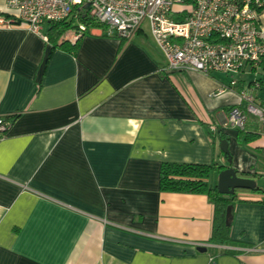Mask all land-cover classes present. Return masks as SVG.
<instances>
[{
    "label": "crops",
    "instance_id": "0c3cea01",
    "mask_svg": "<svg viewBox=\"0 0 264 264\" xmlns=\"http://www.w3.org/2000/svg\"><path fill=\"white\" fill-rule=\"evenodd\" d=\"M48 24L40 35L0 27V116L12 119L0 138V264H264V194L238 192L231 242L218 245L207 196L159 185L163 162L228 165L211 124L228 136L230 166L257 173L252 153L235 160L225 122L245 85L166 71L147 21L130 40L89 27L74 51L48 40Z\"/></svg>",
    "mask_w": 264,
    "mask_h": 264
},
{
    "label": "built area",
    "instance_id": "2783aa9c",
    "mask_svg": "<svg viewBox=\"0 0 264 264\" xmlns=\"http://www.w3.org/2000/svg\"><path fill=\"white\" fill-rule=\"evenodd\" d=\"M5 6L12 13L0 14V27L24 24L38 35L43 24L76 19L81 8L91 21L114 30L124 40H130L147 21L166 59V71L234 74L258 69L260 76L250 87L253 91L264 88V70L260 68L264 59V0H6ZM77 25L78 34L86 30L85 24L77 21ZM236 85L232 78L230 87ZM222 92L220 89L213 95ZM237 97L238 103L225 115L226 124L244 130L246 112H250L264 128V99L244 89ZM11 124L10 117L0 116V138ZM209 128L212 134L218 130L214 124ZM208 264H214L213 257Z\"/></svg>",
    "mask_w": 264,
    "mask_h": 264
},
{
    "label": "trees",
    "instance_id": "16d2710c",
    "mask_svg": "<svg viewBox=\"0 0 264 264\" xmlns=\"http://www.w3.org/2000/svg\"><path fill=\"white\" fill-rule=\"evenodd\" d=\"M191 1L192 0H184L186 3H190ZM75 15L76 19L71 18L67 22H49L47 36L48 40L52 42L54 46L74 51L82 33L89 27L100 26L87 17L86 11L83 8L80 10L77 9ZM76 20L86 26V30L81 34L77 32L78 25ZM69 30L76 32L78 35L77 40L74 43L68 41L60 42V38ZM260 68L264 70V59H262L260 63ZM215 136L218 137V141L221 139L228 140L227 134L220 130H217L214 134V138ZM254 136L256 135L250 132H246L244 135L240 134V136L238 134L240 140H245L247 142L253 140ZM228 155L229 154L224 155L226 160ZM225 167L226 165L215 162L211 164L163 162L159 175V185L162 191L199 193L207 196L209 202L213 205L212 228L208 241L218 245H226L231 242L230 211L234 203L238 199H242L238 197V192L244 191L242 189H237L233 194H221L217 191L216 182H210L209 177L212 174L217 175V173ZM237 173L240 176H246L245 173ZM247 191L264 194V189L257 185L253 189ZM222 252L223 251H221V253Z\"/></svg>",
    "mask_w": 264,
    "mask_h": 264
},
{
    "label": "rangeland",
    "instance_id": "374dc122",
    "mask_svg": "<svg viewBox=\"0 0 264 264\" xmlns=\"http://www.w3.org/2000/svg\"><path fill=\"white\" fill-rule=\"evenodd\" d=\"M259 70L256 69L255 71H252L251 73H234V74H229V75H224V74H220V73H216L223 82H229V78H234L236 80H239V83L237 85V87H240V84L245 85L244 90L248 91L246 85L249 81L257 78L260 76L259 74ZM236 87V88H237ZM260 92L261 96H264V88H262L261 90H258ZM257 90L254 91L255 93L258 92ZM252 130L255 131V141H253L254 143H250L247 142L245 140H240L239 138L236 140V147L238 149V154L234 153V157L235 160H240L239 158L243 159L244 157H246L244 155V153H252L253 155H255L257 158V164L255 165L256 167V172L255 174H250V176L252 177V179L256 182V185L262 189H264V149H259V148H255L254 145H260V146H264V133H262V131H264V128H262V124L259 121V118L254 115L251 114L250 112H246V125L244 130H235L237 131L236 133L239 134H245L246 132H252ZM235 131H233V135H235ZM252 145V146H251ZM240 153H243L242 156ZM239 175V174H238ZM212 176V175H211ZM211 176L209 178H211ZM240 176V175H239ZM249 176V175H248ZM244 177V176H243ZM214 180L217 179V176L214 174L213 175Z\"/></svg>",
    "mask_w": 264,
    "mask_h": 264
},
{
    "label": "water",
    "instance_id": "95a60500",
    "mask_svg": "<svg viewBox=\"0 0 264 264\" xmlns=\"http://www.w3.org/2000/svg\"><path fill=\"white\" fill-rule=\"evenodd\" d=\"M87 8V6H84ZM229 144L226 139L219 140V148L223 155H228L227 163L232 162V156L229 151ZM256 186V182L249 177L239 176L236 169L230 165H227L224 169L217 173L216 188L221 194H233L235 190H251ZM199 251L206 250L204 246H198Z\"/></svg>",
    "mask_w": 264,
    "mask_h": 264
}]
</instances>
